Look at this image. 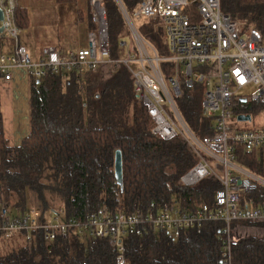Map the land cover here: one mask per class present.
<instances>
[{
  "label": "built area",
  "instance_id": "built-area-1",
  "mask_svg": "<svg viewBox=\"0 0 264 264\" xmlns=\"http://www.w3.org/2000/svg\"><path fill=\"white\" fill-rule=\"evenodd\" d=\"M89 2L97 30H89L86 46L62 51L46 45L40 54H34L21 41L17 22L20 0H0L4 16L0 21L4 45L0 50V81H39L49 75L68 79L75 74L85 94L90 73L125 67L137 99L147 109L153 133L164 140L182 137L198 158L181 181L193 186L212 176L221 187L211 201L192 208L177 201H152L132 211L103 204L85 217L68 216L61 208L21 211L3 201L0 232L8 240L22 233L29 246L38 233L49 242L70 236L106 239L116 249V264H127L130 236L156 235L176 241L205 223L222 222L223 258L225 264H232V245L240 238L234 234L237 228L247 222H264V200L255 199L264 179L236 161L239 145L264 148V126L232 125L233 121L244 122L238 119L241 114H251L253 119L244 105L264 107V33L257 28L245 29L223 11L222 0H140L133 10L116 0L129 35H122L117 56L112 57L104 0ZM140 18L146 19L159 41L140 32L135 22ZM160 46L168 48L170 54L162 55ZM196 84L204 87L200 111L210 120L212 134L195 132L179 106L186 89ZM250 85L256 87L252 93L245 90Z\"/></svg>",
  "mask_w": 264,
  "mask_h": 264
},
{
  "label": "trees",
  "instance_id": "trees-1",
  "mask_svg": "<svg viewBox=\"0 0 264 264\" xmlns=\"http://www.w3.org/2000/svg\"><path fill=\"white\" fill-rule=\"evenodd\" d=\"M122 1L133 10L140 0ZM56 2L74 4L77 0ZM104 4L111 56L116 57L125 22L116 0H104ZM224 9L245 29L264 33V0H226ZM17 22L21 29L29 26L26 7L17 9ZM129 76L125 67L112 71L106 80L101 70L92 72L85 94L75 74L66 80L55 75L31 79L30 130L18 145H11L5 134L0 81V203L21 211L61 208L68 216L85 217L103 204L132 211L152 201H177L186 208L211 201L220 181L212 176L193 186L181 181L198 158L182 137L164 140L153 133L146 107L131 94ZM186 90L180 104L187 122L201 136L212 134L199 98L190 88ZM244 107L251 113L255 108ZM118 149L123 154V190L115 176ZM263 150L260 157L256 149L239 145L236 161L264 175ZM255 199L264 200V185ZM257 225L264 229V222ZM222 228V222L205 223L176 241L156 235L130 236L126 262L225 264ZM116 256L106 239L70 236L49 242L38 233L29 246L22 233L8 240L0 232V264H116ZM232 264H264V234L240 237L232 245Z\"/></svg>",
  "mask_w": 264,
  "mask_h": 264
},
{
  "label": "rangeland",
  "instance_id": "rangeland-1",
  "mask_svg": "<svg viewBox=\"0 0 264 264\" xmlns=\"http://www.w3.org/2000/svg\"><path fill=\"white\" fill-rule=\"evenodd\" d=\"M24 7L28 9L30 18L29 26L21 29V41L27 48H37L39 44L53 43L56 47H63L68 50L75 46L78 35V19L74 12V4H59L56 0H21ZM226 0H222V9L225 12ZM87 20H90L91 28L97 30L96 24L91 20V7L86 5ZM136 25L140 29V32L152 41L156 39V35L153 33L152 27L146 24L145 18L137 19ZM241 23V22H240ZM90 28V29H91ZM123 35H129V29L125 23L123 27ZM120 36L119 39H121ZM129 40V37H125ZM4 42L8 45L9 40L4 39ZM1 43H3L1 41ZM35 52V51H34ZM160 53L162 55H169L170 50L164 49L160 46ZM122 68V67H121ZM105 75V80L108 79L112 72L107 69L102 71ZM173 75L171 73L169 76ZM24 78V77H22ZM89 79V77H88ZM66 80V79H65ZM31 79H17L14 82H1V99H2V111L5 123V134L9 139L11 145H18L22 139L29 133V84ZM131 82V94L135 97V101L140 103L134 93L133 80L129 76ZM193 94L200 100V109L202 106L204 87L201 84H196L190 88ZM246 92L252 93L256 90L253 85L248 86ZM182 109L181 104H179ZM233 127H250L257 128L264 125V107L262 105H256L253 111L252 121L237 122L233 121ZM258 155L261 157V149L257 150ZM263 164H264V150H263ZM264 169V165H263ZM264 174V173H263ZM264 179V175H259ZM32 205V204H31ZM254 225H240L236 230L237 237L244 236H263L264 229L258 226L259 223H253ZM250 226V227H249Z\"/></svg>",
  "mask_w": 264,
  "mask_h": 264
},
{
  "label": "crops",
  "instance_id": "crops-1",
  "mask_svg": "<svg viewBox=\"0 0 264 264\" xmlns=\"http://www.w3.org/2000/svg\"><path fill=\"white\" fill-rule=\"evenodd\" d=\"M90 5V2H89V0H77V2L76 3H74V5H75V9H74V12H73V14H75L76 15V17H77V19H78V21H79V23H78V35H77V39H76V44H75V46L74 47H72V48H70V49H74V48H78V47H83V46H86L87 45V43H88V41H87V35H88V32H89V30H90V28H91V23H90V20L88 21L87 20V16H86V8H85V6L86 5ZM20 6H23V4H22V1L20 0V3H19V7ZM24 7V6H23ZM90 14H91V12H90ZM91 19H92V17H91ZM92 22H93V20H91ZM94 23V22H93ZM92 29V28H91ZM46 45H53V46H55L56 47V45L55 44H53V43H47V44H39V45H37V48H33V49H29V48H27L31 53H34V54H40L41 53V50H42V48L44 47V46H46ZM57 48L58 49H60V50H62V51H68V50H70V49H68V50H65V48H63V47H58L57 46ZM2 49H4V45H3V43H1V47H0V50H2ZM35 51V52H34ZM101 71H103V70H101ZM249 121H251V120H249ZM264 126V125H263ZM241 225H244V227H246V226H248V225H246V224H241ZM250 227V226H249Z\"/></svg>",
  "mask_w": 264,
  "mask_h": 264
},
{
  "label": "water",
  "instance_id": "water-1",
  "mask_svg": "<svg viewBox=\"0 0 264 264\" xmlns=\"http://www.w3.org/2000/svg\"><path fill=\"white\" fill-rule=\"evenodd\" d=\"M3 11L0 8V21L3 20ZM3 31V27L0 26V33H2ZM246 99H243V102H245ZM239 120H243V121H249L252 119L251 114H241L238 116ZM115 176H116V180L117 183L121 186L122 190L124 188V167H123V154L122 151L120 149H118L116 151V155H115Z\"/></svg>",
  "mask_w": 264,
  "mask_h": 264
}]
</instances>
